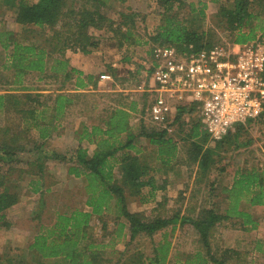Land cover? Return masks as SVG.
<instances>
[{"label": "rangeland", "instance_id": "374dc122", "mask_svg": "<svg viewBox=\"0 0 264 264\" xmlns=\"http://www.w3.org/2000/svg\"><path fill=\"white\" fill-rule=\"evenodd\" d=\"M23 1L30 3L36 0ZM66 1L65 11L69 9L78 11L83 8L91 11L99 9L105 16L102 23L110 22L111 27L106 29L104 26L96 28L88 25L83 30V33L85 31L88 36L85 45L91 52V62L95 67H98V72L94 73L97 84L94 87L91 86L92 88L88 89L87 93L77 92L84 94L83 97L79 95V98L77 94L74 95L75 92H68L75 88L73 81L76 80L77 73H74L69 80H65L62 75L59 77L50 76L48 70L42 73L32 70L24 73L18 82L17 71L10 67L8 58L10 51L4 49L0 42V93L7 91L16 94V96L31 93L37 100L29 102V104L39 108L42 106L51 107L54 104L53 98L59 87L68 97L71 96L73 98L70 100L71 105L60 116H53L57 112L56 110L49 109L45 112V115L48 116L45 119L47 124L53 118L52 124L53 121L56 123L58 120L57 124L60 123V125L56 131L51 125L45 138L39 140L46 142L42 144L41 149L50 150L49 153L57 151L69 156L70 153L74 154L73 150L78 145L75 138L83 132L82 124L99 121V116L103 113L102 108L106 105L117 102V100L131 105L135 103V116L144 120L143 115L147 101L144 93L140 90V83L147 78L148 67L153 59V49L160 45L153 42L151 36L156 33L155 30L160 23L163 8L156 0H106L103 5H99L96 0ZM189 1H193L198 7L201 6L200 2H206L203 18H190L191 14L187 9L182 12L185 17L191 19L189 24L192 28L197 29L199 34L204 33V42L218 44L232 40L233 37L226 27V22H219V3L209 0H187V2ZM233 1L222 0L223 4H233ZM14 9L11 3L6 4L0 0V32L12 30L16 33L15 38L22 43L44 47L45 52L48 51L46 57H49V65L56 57L61 56L68 59L69 65L73 66L70 60L76 53L83 52L78 49L80 45L78 43L82 44V40H85L79 33H75L77 27L74 26V22L77 13L64 16L57 25L43 30L37 26L16 22ZM123 13H134L131 25L123 23L122 29L125 30L129 26L131 31L127 41L126 36L117 30V26L123 22ZM58 39H65L69 44L65 49H62L64 50L63 56L59 54L58 48L50 47ZM119 41L122 43L118 44ZM74 59L76 62V58ZM116 62L115 68L117 67L118 71L113 73L110 65H114ZM105 72L112 75V80L100 79V75ZM141 93L142 95H140ZM49 94L53 95L47 96ZM25 100L22 98L21 104ZM22 105L27 107L28 104L26 102V105ZM98 114L99 116H97ZM20 115L16 111L0 110V142L8 139L12 132L24 128L21 127L23 122L22 115ZM187 120L186 117L183 124L172 125L171 131L165 135L173 137L176 142L171 170L151 171L150 173L155 178L156 185L163 184V188L156 192L155 197H151L147 194L149 186H144L142 194L146 195L148 200L142 202L141 194V196H130L128 206L131 210L143 211L148 216H169L178 212L199 216L206 209L213 207L218 212L225 213L229 204L228 189L233 179L241 171L252 168L264 170V123L260 120L257 123L246 124L248 131L240 134L239 144L233 141L217 143L203 127H201L200 137L194 139L188 135L191 122ZM9 125L10 127H7L9 128L8 134V132L5 133L4 128ZM28 135L30 138L35 137L36 129L29 130ZM141 141L139 144L142 151L154 155L155 145H152L146 138ZM32 142V140L28 141V147L33 145ZM89 149L91 150V146ZM36 153V150L22 151L19 155L23 159L29 157L33 160ZM203 156L208 158L207 163L200 161ZM47 161V168L41 181L44 185L43 189L47 188L48 190L43 194L42 202L39 201V193L33 192L30 184L31 176L25 171H22L23 177H19L20 171H12L4 178L5 181L2 184L15 192L17 191L19 200L7 208L4 218L0 219L1 264H10L22 257L30 259L31 256L26 249L27 245L37 233L54 223L57 212L70 211L74 208L87 209L83 177L68 174L66 171L68 163L54 162L51 158ZM20 165L24 166V162ZM0 167V173H3L7 171L8 165L2 167L0 163ZM239 207L252 215L256 226L252 227L251 223L244 224L243 218L239 216L221 220L211 229L209 239L211 252L220 257L224 249H229L231 252L225 253L224 256L227 257L225 264H264V204L251 205L246 201H241ZM36 213H39V218L36 217ZM115 216L116 208L114 206L103 211L101 218L94 215L88 223L87 231L96 241H108L110 238L104 235L102 224L106 221L108 230L111 231L115 227L113 223L116 219ZM164 234L171 242L169 259L166 264H180L178 261L185 259L187 254H192L202 248L193 226L177 223L174 228L172 224H169L156 231L151 238L146 236L138 238L131 244L130 250L126 252L125 256H129L135 249L150 251L152 242L162 239ZM115 246L113 249H116V252H112L109 247L105 250V258L115 259L125 244L118 242ZM64 262L63 258L55 257L45 259L43 264H64ZM102 263L105 264L104 261Z\"/></svg>", "mask_w": 264, "mask_h": 264}, {"label": "trees", "instance_id": "16d2710c", "mask_svg": "<svg viewBox=\"0 0 264 264\" xmlns=\"http://www.w3.org/2000/svg\"><path fill=\"white\" fill-rule=\"evenodd\" d=\"M2 1L6 4L11 3L13 8H15L16 22L37 26L43 30L57 25L58 21L64 16L77 13L74 22V26L77 27L75 33H79L85 39L82 40V44L81 42L78 43L80 44L78 49L83 52H89V48L85 45L88 36L85 34V31L83 33V30L88 25L96 28L104 26L105 29L111 27L110 22L106 24L102 23L105 16L99 9L98 11H91L86 8L79 9L78 11L73 9L65 11L66 0H36L30 3L23 0ZM96 1L99 5L106 3V0ZM156 1L162 6L163 10L160 23L155 30L156 33L151 36L153 42L160 45H174L182 52L197 51L202 48H209L214 44L204 42V33L199 34L197 29L192 28L189 24L191 19L182 14L187 9L188 13L191 14L190 18H203L206 2H200L201 6L198 7L195 6L193 1L187 2V0ZM209 1L220 4L219 22H226V27L230 30L233 37L231 41L242 43L251 41L257 37L264 38V0H234L233 4H223L222 0ZM78 14L79 17H77ZM133 15L134 13H123V22L117 26V30L122 32L123 36H126V41L129 40L127 37H129L131 31L129 26L123 30V23L131 25ZM15 34L12 30L0 32V42L4 49H9L10 51L8 57L10 67L17 71L18 82L24 73L32 70L42 73L48 70L50 76L59 77V75H62L65 80H69L74 73H77V76L75 75V85L77 87L97 84L93 75L88 74L83 77L81 71L69 65L68 59L65 57L58 56L49 65V57H46L48 51L45 52L44 47L22 43L15 38ZM59 35L61 37V34ZM119 43L121 44L122 41H119ZM67 45H69L67 40L58 39L50 47L53 49L58 48L59 54L63 56L64 50L62 49H65ZM49 53L51 52L49 51ZM6 95L0 93V110H9V104L6 105V101L11 103L16 112L22 115H20L22 119L27 121L26 116H28L33 121L34 128L40 127V122L37 123L38 118L41 120L48 118L44 112H36V107L33 104H29V102L37 100L31 93H25L24 96L13 94L7 97ZM22 98L26 99L22 104L26 105L27 102L30 106L28 109L22 106ZM53 100V106L57 111L53 116L56 117V115L63 112L66 103L70 101V97L59 92ZM131 107L133 108L135 105L132 104ZM38 114H40L39 117ZM194 115H196L195 112H189L183 117V111L181 110L172 125L183 124L185 122L184 118L187 117L189 122H191L188 135L197 139L201 135V127L203 125L200 118ZM51 120H49L48 125H52ZM259 120L264 123V110L260 117L253 122L257 123ZM48 125L45 124V126L40 127L39 137H45L48 134L47 132H49L50 127ZM28 127L30 126H24L23 129L12 132L8 139L0 142V163L2 167L6 164L8 165L7 171H4L5 174L4 172L0 173V219L4 218V211L19 200L17 191L15 192L13 189H9L8 186L2 184L5 181L4 178L11 174L12 171H20L19 177H23L24 173L22 171L31 176V188L33 192L40 193V202L43 201V194L48 190L47 188L43 189L44 185L40 181L44 174V171H42V161L39 159L33 161L41 171H36L33 168L27 169L20 165L23 161L27 164H31L32 162L31 160H24L19 155L20 151H23L26 146L25 143L21 142L22 139L26 141L35 140L34 136L32 138L29 137L28 131L31 128ZM4 129L5 133L9 131L7 127ZM127 129V114L119 108L113 109L104 119L102 125H93L91 131L85 129L86 137L90 141L95 142L96 148L94 154L87 158L86 150L79 147L76 149V157L84 169L90 170L78 171V169L73 168L76 171L69 172L75 173L78 177H83V189L86 194L85 203L89 206V209L74 208L70 211L57 212L54 223L37 233L27 245L26 249L31 258L26 259L22 257L10 264H43L45 259L55 257L63 258L65 260L64 264H103V261L105 264H166L169 259L171 245L166 234H164L162 239L152 242L153 245L150 251L135 249L129 256L125 255L130 250L131 244L138 238L144 236L151 238L156 231L163 229L169 224H172L174 228L177 223L193 226L198 234V241L202 245L201 250H197L192 254L189 253L185 259L179 260L180 264H225L227 261V257H224L225 253L231 251L224 249L220 257L211 252L209 240L211 229L221 220L232 216L242 217L244 224L251 223L252 227L256 226V221L252 218V215L240 209L239 204L241 201H246L251 205L264 204V170L252 168L241 171L233 179L228 189L227 198L229 204L225 213L218 212L215 208L210 207L199 216H190L185 213L180 214L179 212L170 216H148L143 211L131 210L128 206L129 197L142 195L140 199L142 198V202H146L148 198L142 194V188L149 186L147 194L153 197L155 190L162 188L163 184L156 185L155 178L150 174V171L137 170V166H134L132 162L127 164L128 168H124V171H117L118 173L111 171L112 164L107 163L108 157L112 156L120 147L118 135ZM166 131V129H158L146 132L142 129L140 135L146 136L151 142L163 143ZM246 131H248L246 126H239L235 132L227 134L222 139L216 140V142L225 143L233 141L239 144L238 138L240 134ZM130 138L132 139V136ZM35 143L34 147L37 146ZM127 145H130V141H127L125 146ZM207 160L208 158L205 156L200 158L202 162L207 163ZM105 167H109V170L105 171ZM112 202L114 203L112 204ZM111 206L116 208V219L113 222L115 227L111 232L108 230L106 221L102 224L104 235L109 236L110 239L108 241H96L87 231L88 223L93 215L101 218L103 211L110 209ZM36 217L39 218V213H36ZM118 242H123L125 246L118 252L117 257L115 259L112 257L105 258V250L109 247L112 252H116V249L113 248L116 247L115 244Z\"/></svg>", "mask_w": 264, "mask_h": 264}, {"label": "built area", "instance_id": "2783aa9c", "mask_svg": "<svg viewBox=\"0 0 264 264\" xmlns=\"http://www.w3.org/2000/svg\"><path fill=\"white\" fill-rule=\"evenodd\" d=\"M140 90L147 101L145 122L170 130L179 111L183 117L195 112L210 137L222 139L264 110V38L189 52L158 45Z\"/></svg>", "mask_w": 264, "mask_h": 264}, {"label": "crops", "instance_id": "0c3cea01", "mask_svg": "<svg viewBox=\"0 0 264 264\" xmlns=\"http://www.w3.org/2000/svg\"><path fill=\"white\" fill-rule=\"evenodd\" d=\"M90 53H91L90 51L89 52L76 53L73 56V59L71 58L70 62H71V64H73V67L75 66V68H77L78 71H81L83 77H85L88 74H91L94 76V80H95L96 76L94 75V73L96 74V72H98L97 71L98 67H95V65L91 62L92 59L90 58V56H91ZM74 58H76V62H75ZM115 66H117V62L114 63V65H110V69L114 70L116 72V70L118 71V68L116 67L117 68L116 69ZM107 67H109V66H107ZM73 84H74L75 88L73 90L68 91V92H71V93L75 92L74 95L77 94V97L79 95H81V97L84 96V94H80L77 92L87 93V91H89L88 89L92 88L91 86L94 87V85H92V84H88L84 87H77L75 85V81H73ZM59 92L63 93V91L60 87L57 89L56 94ZM4 94H7L6 96L10 97V95H13L14 93H10V92L6 91V92H4ZM52 95L53 94H49L47 96H52ZM140 95H142V93ZM69 97H70V100L73 99V98H71V96H69ZM144 97L146 98L145 94H144ZM79 98H80V96H79ZM70 102L71 101L66 103L65 109L63 110L62 113L59 114V116L65 112V110L68 106L71 105ZM8 104H9V110L10 111H16L14 106L11 103H8L6 101V105H8ZM53 105L51 107H48V106H42L41 108L36 107L35 109H36V112H38V113H40V112L45 113L49 109H51L52 111L53 110L55 111V108ZM29 107L30 106L28 105L26 107V109H28ZM115 108H119V109L126 112L127 121H128V129L124 132H121L118 135V139H119L118 143H119L120 147L112 154V156L108 157L107 163L112 164L111 171H114L115 173H118L117 171H124V168H128L127 164H130L131 162L133 163L134 166H137V170L150 171V173H151V171H170L171 167H172L171 161L174 157L173 156V154L175 153L174 150L176 149V145H175L176 142L174 141V138L164 136L163 138L165 139V141H163V143H158V142L154 143V142H151L149 140V138H147L146 136L140 135V132L142 129L145 130L146 132H148L150 130H158L160 128H158L156 125H153L149 122H145L144 120L142 121L140 119V117H136L135 116L136 115L135 114L136 107L132 108L130 103L122 102L121 100H117V102L111 103L109 105H106V107L102 108L103 113L100 114V116H99V114L97 115V116H99V121H97L95 123H86L85 122L82 124L83 132H81L79 136L77 135V137H76L77 139L75 138L76 144H78V145L75 147V150H73V151H75L74 154L70 153L69 156H67L66 154H62L60 152H57V151H55V152L51 151L49 153L48 151H50V150L41 149L42 144L45 141H39V140H43L45 137H39V130L41 129L40 127H43V126H45V124L46 125H48V124L46 123L45 119L41 120L40 118H38L37 123L40 122V125H39L40 127L34 128L33 121L31 119H29L28 116H26V119H28V120L26 121V120L22 119L23 126L21 125V127L23 128L24 126H26V127L30 126L28 128L36 129V136L34 137L35 140H32L33 145L31 147H28V141H25L24 139L22 141L21 140L20 141L25 143V145H26L25 149L23 151L32 152V151L36 150L37 153H36V157L33 160H31L29 157H28V159L24 158V160H27V161L31 160L32 161L31 164H27V163H25V161H23L24 167H26L27 169L33 168V169H36V171H41L38 167H36V163L33 162L34 160L39 159L40 161L43 162L42 171L45 172V169L47 168L46 167L47 162H48L47 160H49L51 158V160H53L54 162L55 161L60 162L61 164L64 162L68 163V165L66 164L67 165L66 171L68 172V174L74 175L75 177H78V176H76L75 173H73V172H69V171H76L73 168L78 169V171H89L90 169H87V170L84 169L83 166L81 165V163H79L78 158L76 157V149L79 147L84 148L86 150V153H87V158L91 157L94 154L96 144H95V142L90 141L86 137L87 134H86L85 129H87L88 131H91L93 125H102L104 123V119ZM39 115L40 114H38V117H39ZM51 122H52V120H51ZM57 122H58V120H57ZM57 122L55 123V121H53V124H52L55 131L60 125V123L57 124ZM48 126L51 127V125H48ZM6 127H10V125L6 126ZM170 131L171 130H167L166 133L167 132L169 133ZM76 133L78 134V132H76ZM130 136H132V139L130 138ZM92 138H93V136H92ZM143 138L148 139V141L152 145H155L156 149H155L154 155L153 154L149 155L146 152L142 151L139 143L142 142L141 139H143ZM127 141H130V145L125 146ZM30 142H31V140H30ZM34 142H36L35 144H37L36 147H34L35 146ZM89 146H91V150L89 149ZM20 152H22V151H20ZM107 170H109V167H105V171H107ZM80 177H82V176H80ZM38 178H40V177H38ZM41 180H42V178H41ZM83 181H84V179H83ZM41 183H42V181H41ZM162 188L156 189L153 197H155V195L157 194L156 192L161 190ZM36 193H39V192H36ZM39 196H40V193H39ZM86 206H87V209L83 208L84 210L89 209V206L88 205H86ZM4 216H5V211H4Z\"/></svg>", "mask_w": 264, "mask_h": 264}]
</instances>
